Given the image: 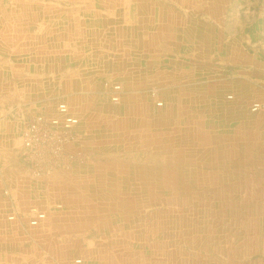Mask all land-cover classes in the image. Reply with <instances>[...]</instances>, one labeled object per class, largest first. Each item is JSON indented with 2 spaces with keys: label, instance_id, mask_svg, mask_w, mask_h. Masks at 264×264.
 I'll use <instances>...</instances> for the list:
<instances>
[{
  "label": "rangeland",
  "instance_id": "374dc122",
  "mask_svg": "<svg viewBox=\"0 0 264 264\" xmlns=\"http://www.w3.org/2000/svg\"><path fill=\"white\" fill-rule=\"evenodd\" d=\"M143 1L172 8L181 26L186 21L200 32L206 22L208 28L203 44L189 37L179 54L161 53V69L170 72L143 76L140 94L149 110H126L131 94L114 45L109 56H99L106 72L90 77L94 90L47 94V116L7 99L0 88V150L11 151L0 154V231L15 242L0 251L7 249L9 264H264V0ZM8 45L0 36V71ZM181 63L185 68H176ZM76 97L82 112L70 105ZM60 105L77 120L64 148L68 157L38 172L40 165L26 160L22 131L33 119L57 120L63 129ZM126 113L133 122L120 133L88 122H118ZM170 153L177 156L178 173L169 177L176 185L155 188L167 178ZM15 159L21 168L13 175ZM198 232L205 248L189 246ZM213 238L220 241L214 250ZM56 244H63L62 253H54Z\"/></svg>",
  "mask_w": 264,
  "mask_h": 264
},
{
  "label": "crops",
  "instance_id": "0c3cea01",
  "mask_svg": "<svg viewBox=\"0 0 264 264\" xmlns=\"http://www.w3.org/2000/svg\"><path fill=\"white\" fill-rule=\"evenodd\" d=\"M143 3V0H0V36H4L9 44L13 43V45H8L9 59L6 60V69L0 71V79L9 78L5 84L0 85L2 92L7 99L31 106L30 108L45 113L47 116L52 110L51 105L43 104L47 94L56 93L62 97L65 94H88L94 90L90 89L95 88L91 85L90 77L106 72V66L101 65L99 56L101 53L102 56H109L107 53L111 52L112 47L110 46L114 45L113 51L119 52L120 59H122L120 63H116L119 64L118 69L125 71L120 79L131 94L127 98L126 110L133 109V107L148 109L150 103L143 100L140 94L141 89L147 86L143 81V76H149L150 72L155 73L153 76L161 71L170 72L169 69H161L164 60L161 53L179 54L181 47L187 45L189 37L199 38L203 44L204 39L208 38V28L206 22L200 23V32L197 29L188 28L189 23L186 21L181 26L172 8L170 10L167 7L168 16L165 17L164 7ZM184 7H189V4ZM145 15L149 16L144 18ZM143 20L148 21L150 25H145ZM17 29H23L24 33L18 34ZM16 38L21 45H17ZM20 40H24L23 43ZM105 44L108 49L105 48ZM133 52L136 55L132 58H137V60L132 64L133 59H127V57ZM200 53H205V51H200ZM201 57L203 58L202 54ZM201 57L199 58L203 60ZM248 60L254 62L253 58L248 57ZM236 61L241 66V60ZM1 62L5 63V61H0V69L4 68ZM168 63L170 64L169 60ZM184 65L181 63L179 66L176 65V68H185ZM200 67H202L201 64ZM111 68L116 70L115 67ZM112 69L108 67V72ZM92 71L96 72L94 76H92ZM249 75L252 76L253 73ZM204 92H206L205 89ZM77 98L75 101L70 100V105L82 112L84 107ZM165 99L169 102L165 103V106L172 103L170 97ZM122 116L117 120L118 122L108 119L101 120L103 122L97 124L94 117L89 118L88 122L93 129L107 126L111 131L112 128L117 127L120 133L124 128L131 126L129 121H132L128 120L127 113ZM81 119L83 122L87 120L86 117H81ZM77 132L79 135L78 126ZM4 136V133L0 132V142ZM154 143L156 150L153 152L158 156L161 148L157 142ZM9 152L11 151L6 149L0 150L3 156H8ZM176 157L172 153L167 156L164 165L167 169L162 171L167 178L160 181L157 179L155 188L165 186L174 189L173 186L176 183L169 177L171 174L178 173L173 171V166L177 165ZM12 158H15L14 154L10 160ZM17 161L15 159L13 165L10 166L12 168L8 170L13 175L21 168ZM165 182L168 183L167 186ZM106 184L108 188L115 189L112 179L106 181ZM247 207L248 210L253 206L248 203ZM1 231L0 246L8 245L12 241L15 243L10 235ZM190 232L193 233L189 231V234ZM198 235L195 240L188 241L189 246L205 248L204 246L207 245L201 233L198 232ZM214 240L215 243L211 247L213 250L220 245L218 239L213 238L211 241ZM19 243L21 242L18 241L16 244ZM155 245L156 243H153V246ZM62 247L63 244H56L54 249L57 250H53L54 253H62ZM6 253L7 249L0 251V264H9Z\"/></svg>",
  "mask_w": 264,
  "mask_h": 264
},
{
  "label": "built area",
  "instance_id": "2783aa9c",
  "mask_svg": "<svg viewBox=\"0 0 264 264\" xmlns=\"http://www.w3.org/2000/svg\"><path fill=\"white\" fill-rule=\"evenodd\" d=\"M115 90H118V87ZM59 112L65 115L63 129L56 128L59 122L57 120L44 122L41 119H33L22 131V146L26 160L31 164L40 165L38 172H44L43 168L47 171L52 163L58 166L60 161L68 157L64 148L72 138L70 129L77 124V120L66 115L64 105L59 106Z\"/></svg>",
  "mask_w": 264,
  "mask_h": 264
}]
</instances>
